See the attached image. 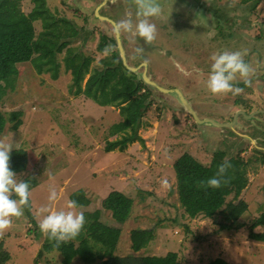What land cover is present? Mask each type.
<instances>
[{"label":"rangeland","instance_id":"374dc122","mask_svg":"<svg viewBox=\"0 0 264 264\" xmlns=\"http://www.w3.org/2000/svg\"><path fill=\"white\" fill-rule=\"evenodd\" d=\"M103 1L46 0L56 17L70 20L79 30L78 38L65 39L70 40L69 48L73 50V56L82 54L94 58L78 95L77 88L73 86V75L65 68V49L58 54L61 69L57 79L52 77L51 72L42 74L34 65L23 64L18 68L14 88H7L0 97V111L6 118L12 112H22L21 126L15 130L12 128L13 122L8 121L0 139L6 138L11 142L13 150L23 149L27 152V170L16 174L17 178L40 182L31 190L30 197L36 223L46 214L40 212L41 208L67 210L68 202L75 200L78 205L76 212H95L108 207L105 200L112 192L121 191L134 199L131 218L122 226L119 244L121 256L132 252V230L155 229V239L138 252L139 256L165 259L168 253L176 252L184 264H207L217 258L230 264H264V242L252 238L253 233L264 234V226H254L264 213V159L259 158L261 147L256 141L254 125L249 124V130L245 133L238 129L241 126L234 124L228 127L238 132L233 138L231 129L210 123L201 126L186 109L179 95L187 98L201 119L206 115L199 114L193 100L177 87V80L160 79L155 73V80L160 83L158 87L144 82L152 89L143 108L144 115L138 130L140 139L129 143L124 150L111 148L109 142L119 136L111 135L112 128L124 119L120 107L101 106L86 95V92L93 90L95 81L102 74L101 61L111 55L110 50L117 51L121 57L114 25L95 18L96 10ZM253 2L158 0L162 16L152 18V22L174 44L177 43L176 46L184 45L194 52H197L196 46L201 47L207 40L216 42L210 46V55L224 50L261 51L264 50V0H260L254 8ZM33 7L32 0L22 1V9L26 13ZM102 11L115 17L118 20L114 21L116 24L129 14L133 20L137 18L134 0H110ZM35 26L37 33L43 30L41 22ZM120 36L122 43L123 38L126 39L127 45L123 44V47L131 66L145 62L148 71L150 60L156 64L149 51L129 49L130 43L142 49L137 35L120 29ZM247 40L249 42L245 43ZM103 43L108 44L107 50L101 52L99 47ZM160 44L157 40L154 42L157 47ZM218 49L220 52L216 51ZM156 54L161 58L157 65L163 67L165 57L159 51ZM253 55L244 56L253 69L257 68L259 62L260 66L264 65V61ZM44 58H48V55H44ZM204 60L211 67V58L205 57ZM183 71L188 72L184 67ZM187 74L190 79L185 89L192 92L196 88L193 86L197 77L195 73ZM254 77L252 75L248 83L253 93L247 92L250 95L247 104L255 110H262L264 91L256 87ZM170 90L178 92L171 93ZM229 94L230 101L223 103L222 107L214 105V117L211 118L215 121H221L222 110L232 118L230 111L236 109L233 102L238 95ZM213 98L218 97L213 95ZM213 98L209 97V100ZM210 103L205 106L212 108ZM255 115L252 121L257 123L258 119L264 120V116L259 118ZM220 151L227 154L224 160L241 158L245 162L248 184L240 195L229 196L227 203L244 201L248 209L239 219H235L229 211L215 218H191L179 199L174 163L188 153L204 165H210ZM53 187L57 190L58 199L50 202L48 197ZM109 214L104 210L105 221L112 223ZM45 240L46 236L39 227L29 223L25 212L22 217L13 218L12 227L0 239L5 251L11 255L6 264H64L63 257L56 251L44 252L42 257L39 256ZM71 264L85 263L75 259Z\"/></svg>","mask_w":264,"mask_h":264},{"label":"trees","instance_id":"16d2710c","mask_svg":"<svg viewBox=\"0 0 264 264\" xmlns=\"http://www.w3.org/2000/svg\"><path fill=\"white\" fill-rule=\"evenodd\" d=\"M22 1L0 0V97L7 88H14L19 75L18 68L23 64L34 65L42 74L51 72L52 77L57 79L61 69L58 54L65 49L67 50L65 68L73 75V86L77 88L76 95H78L82 91V81L90 72L94 58L82 54L73 56L74 52L69 48L70 40L65 39L78 38L77 26L70 20L56 17L47 6L46 0H32L34 7L28 13L22 9ZM247 1H254L253 8L260 2V0H244ZM37 22H41L43 28L39 33L35 26ZM107 45L106 43L100 45V51L107 50ZM110 52L111 55L101 61L102 74L95 81L93 90L86 92V95L101 106L120 107L124 119L114 125L111 131V135L119 136L109 144L113 149L118 147L124 150L129 143L140 139L138 130L144 115L145 101L150 93L144 92L147 87L140 83L142 79L137 81L138 76L125 68L119 53L112 50ZM44 55H48V58H44ZM21 115L22 112H12L9 118H6L0 111V136L8 121L13 122V129H18L22 124ZM226 155L224 151H220L210 165H204L188 153L175 161L174 170L179 199L191 218L199 216L215 218L220 213L229 211L235 219H239L247 211L248 206L244 201L238 204L227 203L229 196L240 195L248 184L244 169L245 162L241 158L229 160L232 168L227 173L228 184H222L218 189L200 186V181H206L216 174L218 165L224 161ZM10 166L16 174L25 172L28 167L27 152L23 149L12 150ZM27 181L30 183V191L40 184L34 179ZM105 202L107 208L103 207L84 214L86 224L75 239L56 247L46 236L39 256L42 257L44 252L56 251L63 257L64 264H71L75 259L85 264H95L98 261L101 264H184L176 252L168 253L165 259L158 256L138 255V252L147 248L155 239V229L132 230L130 234L132 252L121 256L119 244L123 234L122 226L131 218L134 199L121 191H114ZM104 210L110 213L111 224L105 221ZM24 212L29 223L38 227L32 214L31 199L30 207L25 208ZM254 226H264V213L256 220ZM252 238L264 242V234L253 233ZM10 256L1 241L0 264H6ZM207 264L230 263L217 258Z\"/></svg>","mask_w":264,"mask_h":264},{"label":"clouds","instance_id":"9594fccd","mask_svg":"<svg viewBox=\"0 0 264 264\" xmlns=\"http://www.w3.org/2000/svg\"><path fill=\"white\" fill-rule=\"evenodd\" d=\"M137 6V20L134 22L129 14L121 20L118 27L127 33L139 36L144 43L152 46L157 39V27L152 18L162 16V7L158 0H134ZM143 52V49H138ZM246 51H228L214 53L211 56V70L207 80V88L213 95H239L243 89L235 82L239 78L243 83H250L254 69L244 59ZM13 144L6 138L0 139V239H3L7 231L13 225V218H20L24 215V209L30 207V183L17 178L16 173L11 169L10 160ZM232 168L230 161L225 159L218 165L216 174L200 181L204 188H220L229 183L228 170ZM15 196L16 198H13ZM50 202L58 199L57 190L50 189L48 197ZM78 207L75 200L69 201L67 210H52L44 207L40 209L43 215L38 220V227L42 234L59 247L75 239L86 224L82 212H76Z\"/></svg>","mask_w":264,"mask_h":264},{"label":"flooded vegetation","instance_id":"af4514ba","mask_svg":"<svg viewBox=\"0 0 264 264\" xmlns=\"http://www.w3.org/2000/svg\"><path fill=\"white\" fill-rule=\"evenodd\" d=\"M107 1L109 2L110 0H104L100 4V6L98 7V8H100V10L99 11L96 10V14H97V12H99V15H102L104 17H108V18L112 19L113 21L117 22L118 20L115 17H113L109 14H106L105 12L102 11L103 6L106 3H108ZM95 18H98V17L95 15ZM136 20H137V18L134 19L133 21H136ZM117 24H119V22ZM158 32H159V36L156 40L159 41L161 44L158 47L157 46L156 47L159 49L158 51L161 53V55L163 57H165L166 64L163 67H161L157 64H154V63L152 64V61L150 60V62H151L150 69L147 71L145 66H143L142 71L143 72L146 71L147 75L150 76V78L157 84H160V83H158L155 80L156 79L154 77L155 73L158 74L160 79H165V80L168 79L169 81L177 80V82H178L177 87L183 89L185 91V94L190 99L193 100V104H194V106H196L199 114L200 115H201V113L205 114L206 115V117H204L205 120H214V118H211V117H214V112H215L213 110L214 105L217 107H222L223 103L230 101L228 99L230 97V94L220 95V96L215 95L218 98H213V94L210 92V90L206 86L211 67L206 65L208 62L205 61L204 58L205 57L211 58L212 55H210L208 53V51L211 52L210 46L213 44L215 45L216 42L213 40L204 41L205 43H203L201 47L196 46L197 52H194L193 50H189L190 48H186L184 45L183 46H181V45L176 46L177 43L174 44L173 40L169 37L167 38L165 33L161 32L159 30H158ZM158 32H157V34H158ZM207 42H208V44H206ZM247 42H249V41L248 40L245 41V43H247ZM123 44L125 46L127 45L126 39H124V38H123ZM116 45H117V41H116ZM129 49L131 51H138L139 48L133 47L132 44L130 43ZM204 49H206V50H204ZM216 51L220 52L219 49ZM253 54L256 55V58L258 60L264 61V50L259 51L257 49H254L252 52H247L246 56H249V55L254 56ZM172 55L175 56V59H173ZM203 62H204V64H203ZM246 62L248 63V61H246ZM168 63H170V64H168ZM142 64H147V63L144 62ZM180 66H182V67H180ZM258 66H260V62L258 64ZM258 66L256 69H254L253 75L255 76L254 78L256 79V87L258 89L264 91V65L261 64L260 67H258ZM183 67L187 68V70H188L187 73H195V76L197 77L195 84L193 86V87L196 86V88L192 92H187L189 89L188 90L185 89L188 86V84H186V83L190 79V75L183 71ZM192 69H194V70H192ZM198 79H200V80H198ZM238 79L235 83L236 84L238 83L237 85L240 86V88H242L243 91L238 95L237 99L234 100V102H233L234 107L236 109H234L233 112L230 111V113L232 114L231 115L232 118L227 116V114L225 113V110H222L223 113L220 114L222 116V118L220 119L221 121H219V122L220 123H234L236 121L235 126L236 127L241 126V129L238 128L239 130H241V133H245L246 131L248 132L249 124L254 125L255 136L257 138L256 141L261 147V148H259V158L264 159V120L258 119L257 123L252 121L254 114H256L255 116H258L259 118H260V116H264V114H263L264 109L255 110L254 108H252V105L247 104V102L250 101V99H249L250 95L247 94V92L253 93V89L249 88V84H245L242 82V80H238ZM204 80H205V82H204ZM144 82L145 81L143 79L140 80V83H143V85L147 87L146 89H144V92H149L151 95V89L152 88L147 86ZM195 91H196V93H195ZM209 97L210 98L212 97L213 99L210 101ZM209 103L213 106L212 108L205 106L206 104H209ZM223 108L226 109V107H223ZM219 110H221V109H219ZM224 117H226V118H224ZM228 119H230V120H228ZM220 129H222V128H220ZM224 129H231V133H232L231 137L232 138L235 136L234 134L238 133L236 129L228 128L227 126H225Z\"/></svg>","mask_w":264,"mask_h":264},{"label":"water","instance_id":"95a60500","mask_svg":"<svg viewBox=\"0 0 264 264\" xmlns=\"http://www.w3.org/2000/svg\"><path fill=\"white\" fill-rule=\"evenodd\" d=\"M100 8L97 9V11H99ZM97 17L101 18L105 21H109L110 23H112L115 27V31H116V35H117V44L119 47V51L121 54V59L124 63V66L131 72L135 73L136 75H138V81L140 79H143L145 81L146 84L149 85H153V86H157L158 84L155 83L148 75L147 72H142L140 71L142 69L143 66H145L146 70H147V64H141L139 66H131L128 63L127 57H126V53H125V49L123 47V43H122V39L120 36V28L118 27V25L110 18L108 17H104L102 15H99V12H97ZM138 41L140 42V46L142 47L143 51L148 52L149 51V55L150 57L153 59L154 62H156V64L160 63L161 58L156 54L157 51L159 50L154 44L152 46H148L144 43L143 39H141L139 36L137 37ZM158 58V60H157ZM169 92L171 93H175L178 92L177 90H170ZM179 97L181 98L182 103H184L186 109L188 111H190V113L194 116L195 120L202 126V124H213L216 125L218 127H231L232 125H234L236 123V121L234 123H220L219 121H215V120H205V119H201L198 115L197 112L193 109L192 104L187 100V98H185L182 94L179 95Z\"/></svg>","mask_w":264,"mask_h":264}]
</instances>
